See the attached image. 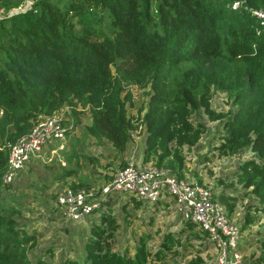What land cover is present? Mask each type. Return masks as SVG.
<instances>
[{
  "label": "trees",
  "instance_id": "16d2710c",
  "mask_svg": "<svg viewBox=\"0 0 264 264\" xmlns=\"http://www.w3.org/2000/svg\"><path fill=\"white\" fill-rule=\"evenodd\" d=\"M23 1L0 0L8 10L0 17V264H50L53 257L47 247L29 259L27 250L41 232L10 192L16 184L1 178L9 146L38 116L63 106L72 126L87 108L84 134L118 150L142 124L141 162L169 168L179 178L182 149L194 146L205 131L190 116L217 121L216 156L251 154L232 176L243 195L255 200L246 207L242 228L261 220L257 243L264 264V18L252 13L264 12V0H26L13 10ZM130 86L146 89L135 116L127 114ZM214 92L223 93L231 109L215 111ZM228 197L219 193L216 202L230 213L234 199ZM111 199L114 193L89 214L76 256L64 254L58 264H152L180 245V236L166 233L154 251L147 235H140L132 254L127 247L112 249L117 225ZM184 223L186 240L206 237L195 223Z\"/></svg>",
  "mask_w": 264,
  "mask_h": 264
},
{
  "label": "rangeland",
  "instance_id": "374dc122",
  "mask_svg": "<svg viewBox=\"0 0 264 264\" xmlns=\"http://www.w3.org/2000/svg\"><path fill=\"white\" fill-rule=\"evenodd\" d=\"M27 3L29 2L25 1V5ZM5 13H8V10L0 5V17ZM128 89L132 105L127 106V114L135 116L136 109L144 105L147 99L144 94L146 89L135 86ZM210 102L215 111L231 109L229 100L223 93L214 92ZM190 119L204 123L205 131L194 146L182 149L184 160L182 177L199 181V184L208 187L215 201L219 193L229 196L230 202L234 199L232 211L226 212L229 218L241 227V237L237 243V249L241 253V264H250L254 261L262 264L259 256L263 250L257 243V231L261 228V220H255L254 224L242 228L246 207L255 200L251 196L243 195L244 190L232 176L237 164L248 159L251 154L245 152L232 156H216L212 148L213 134L218 122L209 121L202 114H193ZM89 122L87 108L82 109L65 138L46 143L41 148L39 156L26 162L11 183L16 185L10 188V192L17 195L26 207L24 218L35 220V228L41 232L35 236L34 246L27 250L31 260L32 254H39L47 247L53 252V257L49 259L50 264H58L64 254L75 257L80 250V240L86 231L83 229L91 216L83 215L80 226H77L76 222L70 223L66 220L54 202L55 193L59 189L72 184L87 183L89 187L106 184L122 165L130 160L135 164L141 161L145 135L142 124L129 131L126 147L118 150L103 138L97 140L84 134L83 128L89 125ZM202 156H205V162L200 161ZM114 197L115 199H111L112 215L117 226L110 240L112 249L122 252L127 247L128 253L132 254L140 235H147V247L154 251L159 246L162 236L172 233L174 236H180V245H173L162 260L152 264H213L214 250L207 237L200 235L198 238L190 236L188 240L185 239V233L181 231L185 223L175 212L171 197L162 194L154 205L142 200L134 205L135 198L130 192H116ZM121 201L124 203L123 206H120ZM251 215L258 220V214Z\"/></svg>",
  "mask_w": 264,
  "mask_h": 264
},
{
  "label": "built area",
  "instance_id": "2783aa9c",
  "mask_svg": "<svg viewBox=\"0 0 264 264\" xmlns=\"http://www.w3.org/2000/svg\"><path fill=\"white\" fill-rule=\"evenodd\" d=\"M25 1L13 10L22 8ZM252 13L259 19L264 18L261 10ZM67 114L68 107L63 106L50 115L38 116L29 131L9 146L2 183H10L26 162L39 156L46 143L65 138L73 128ZM116 192H130L135 200L151 203L158 201L162 194L171 197L180 220L195 223L206 233L214 250L213 264H241V253L237 249L240 227L213 199L208 187L179 178L169 168L141 161L135 164L130 160L115 171L108 183L97 187L64 186L55 193L54 202L66 220L76 222L83 215L100 210L109 195Z\"/></svg>",
  "mask_w": 264,
  "mask_h": 264
},
{
  "label": "crops",
  "instance_id": "0c3cea01",
  "mask_svg": "<svg viewBox=\"0 0 264 264\" xmlns=\"http://www.w3.org/2000/svg\"><path fill=\"white\" fill-rule=\"evenodd\" d=\"M37 157H38V156H36V157H33V158H37ZM33 158H32V159H33Z\"/></svg>",
  "mask_w": 264,
  "mask_h": 264
}]
</instances>
